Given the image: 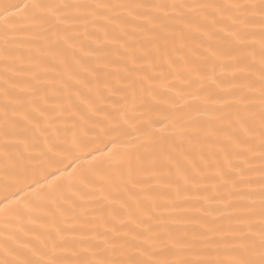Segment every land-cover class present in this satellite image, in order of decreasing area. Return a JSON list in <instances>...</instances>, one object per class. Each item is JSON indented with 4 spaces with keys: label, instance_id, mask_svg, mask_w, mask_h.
<instances>
[{
    "label": "snow or ice",
    "instance_id": "obj_1",
    "mask_svg": "<svg viewBox=\"0 0 264 264\" xmlns=\"http://www.w3.org/2000/svg\"><path fill=\"white\" fill-rule=\"evenodd\" d=\"M0 264H264V0H0Z\"/></svg>",
    "mask_w": 264,
    "mask_h": 264
}]
</instances>
